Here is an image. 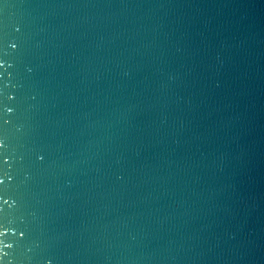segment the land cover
<instances>
[{
	"label": "water",
	"instance_id": "95a60500",
	"mask_svg": "<svg viewBox=\"0 0 264 264\" xmlns=\"http://www.w3.org/2000/svg\"><path fill=\"white\" fill-rule=\"evenodd\" d=\"M0 264H264V0H0Z\"/></svg>",
	"mask_w": 264,
	"mask_h": 264
}]
</instances>
